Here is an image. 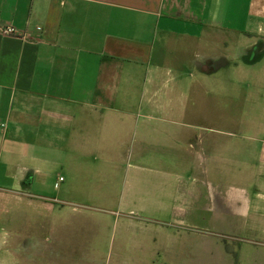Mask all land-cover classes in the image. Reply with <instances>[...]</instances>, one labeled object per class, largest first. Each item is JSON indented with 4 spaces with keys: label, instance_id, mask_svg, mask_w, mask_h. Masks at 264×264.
I'll list each match as a JSON object with an SVG mask.
<instances>
[{
    "label": "crops",
    "instance_id": "obj_1",
    "mask_svg": "<svg viewBox=\"0 0 264 264\" xmlns=\"http://www.w3.org/2000/svg\"><path fill=\"white\" fill-rule=\"evenodd\" d=\"M5 25L0 234L97 202L129 263L264 264V120L210 84L218 51H264V0H0Z\"/></svg>",
    "mask_w": 264,
    "mask_h": 264
},
{
    "label": "rangeland",
    "instance_id": "obj_2",
    "mask_svg": "<svg viewBox=\"0 0 264 264\" xmlns=\"http://www.w3.org/2000/svg\"><path fill=\"white\" fill-rule=\"evenodd\" d=\"M211 68L214 73H211L213 77L210 80L212 89L219 90L218 100L221 102L227 105L228 101L232 102L229 108L236 121L245 116V104L248 116L264 120V51L259 46L246 50L242 42H235L227 50L218 51ZM224 86H227L225 94L221 92ZM224 95L225 99L222 98ZM234 126V130L240 131L238 126ZM93 189L99 191V188ZM49 198L52 195L46 194L45 199ZM72 206L67 204L63 208L71 211ZM101 208L97 202L88 203L81 209L84 211L83 219H76L72 213L66 220L58 221L22 219L18 229L0 234V250L3 253L7 251L10 257L9 262L0 264H218L209 256H197L194 263H163L159 259L154 263H129L133 230L125 226L126 222L120 224L122 221L116 220L123 219L122 216H109L103 225L99 219L107 216H103ZM102 226L105 227L104 237L100 236ZM55 227L65 229V234L56 235L59 233L57 230L53 235ZM251 253H245L238 264L258 263Z\"/></svg>",
    "mask_w": 264,
    "mask_h": 264
},
{
    "label": "built area",
    "instance_id": "obj_3",
    "mask_svg": "<svg viewBox=\"0 0 264 264\" xmlns=\"http://www.w3.org/2000/svg\"><path fill=\"white\" fill-rule=\"evenodd\" d=\"M0 34L2 35H18V31L11 25L0 26Z\"/></svg>",
    "mask_w": 264,
    "mask_h": 264
}]
</instances>
